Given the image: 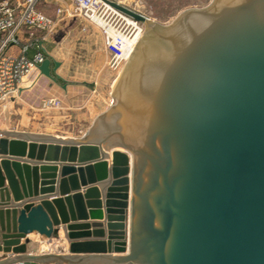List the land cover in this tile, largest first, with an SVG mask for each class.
Wrapping results in <instances>:
<instances>
[{
    "label": "water",
    "instance_id": "95a60500",
    "mask_svg": "<svg viewBox=\"0 0 264 264\" xmlns=\"http://www.w3.org/2000/svg\"><path fill=\"white\" fill-rule=\"evenodd\" d=\"M104 1L145 31L83 136L0 132V264H264V0Z\"/></svg>",
    "mask_w": 264,
    "mask_h": 264
},
{
    "label": "rangeland",
    "instance_id": "374dc122",
    "mask_svg": "<svg viewBox=\"0 0 264 264\" xmlns=\"http://www.w3.org/2000/svg\"><path fill=\"white\" fill-rule=\"evenodd\" d=\"M210 1L122 0L123 4L162 24L172 22L185 9L203 7ZM42 9L47 15L55 16L54 6ZM54 33L47 40L46 47L61 64L57 73L81 89L88 86L90 93L83 90L78 101L61 103L60 107L49 110L42 105L43 109H24L23 104L16 101V94L0 102V132L37 130L47 134L41 136L80 138L91 125L92 118L96 117L101 98H108L123 68L112 67L101 28L69 18Z\"/></svg>",
    "mask_w": 264,
    "mask_h": 264
},
{
    "label": "built area",
    "instance_id": "2783aa9c",
    "mask_svg": "<svg viewBox=\"0 0 264 264\" xmlns=\"http://www.w3.org/2000/svg\"><path fill=\"white\" fill-rule=\"evenodd\" d=\"M46 1L0 0V102L19 92L25 77L39 72L38 66L47 57L44 43L66 19L101 28L105 49L115 69L123 68L145 31L143 23L104 0H69L68 4L57 6L55 17L40 8ZM113 1L123 4L122 0ZM24 34L28 43L18 54H11V47L19 45ZM30 50H34L31 55ZM61 103L58 98L51 97L43 99L42 106L58 108Z\"/></svg>",
    "mask_w": 264,
    "mask_h": 264
},
{
    "label": "crops",
    "instance_id": "0c3cea01",
    "mask_svg": "<svg viewBox=\"0 0 264 264\" xmlns=\"http://www.w3.org/2000/svg\"><path fill=\"white\" fill-rule=\"evenodd\" d=\"M69 0H47L45 3H42L40 5V8L42 9V7H55V16H56V9L57 6L59 4H68ZM43 10V9H42ZM45 11V10H44ZM54 16V17H55ZM78 21V20H77ZM65 22V20H64ZM63 22V23H64ZM79 22V21H78ZM80 24H84L79 22ZM88 23V22H86ZM55 34V33H54ZM53 36L52 34L47 38V40H49V38ZM46 42L44 43L45 48H46V52H47V56H50L54 59V57L49 53V50L46 47ZM29 39L27 37L26 34L21 35V40H20V44L14 47H11L10 49V53L11 54H18L20 52V49L26 45V43H28ZM34 50H30L29 54H33ZM61 66V64H60ZM59 66V67H60ZM58 67V68H59ZM65 85V86H63ZM86 91H85V89ZM88 89V86H84L81 88H79L78 84L68 81L66 79H61L59 80L58 83H55L54 81H52L51 79H49L48 77H45L43 75H40L38 71H35L32 75H29L27 77H25L23 79V81L21 82L20 88H19V92L17 93L16 97V101L19 103L23 104V108L24 109H43L41 108L40 105L41 102L43 101V99L45 98H50V97H54V98H58L59 100H61L62 103H67L68 101H78L80 99V93L84 90V92H87L88 94L90 93ZM54 107H50L47 108L52 109ZM95 117V116H94ZM94 117L92 118L91 122L93 121ZM21 132V133H29L31 135H47V134H42L41 131H37V130H22V131H18V130H3L1 132ZM51 135V134H50ZM55 135V134H54ZM60 137V136H59ZM30 242L27 244V252L30 253H34V254H40V253H45V252H51V253H62L64 255H70L69 254V240L66 237L65 232H62V237L61 238H52V239H46L42 236H40L38 233H33L30 235ZM2 255V253H0V256ZM82 255L85 254H76V255H70V257L76 259L78 257H82ZM48 264H61L60 261L58 260H54V259H50L48 262ZM83 264H102L101 259H86Z\"/></svg>",
    "mask_w": 264,
    "mask_h": 264
},
{
    "label": "bare ground",
    "instance_id": "6f19581e",
    "mask_svg": "<svg viewBox=\"0 0 264 264\" xmlns=\"http://www.w3.org/2000/svg\"><path fill=\"white\" fill-rule=\"evenodd\" d=\"M118 78V77H117ZM116 81V80H115ZM115 81H114V83H115ZM114 83H113V85H114Z\"/></svg>",
    "mask_w": 264,
    "mask_h": 264
}]
</instances>
